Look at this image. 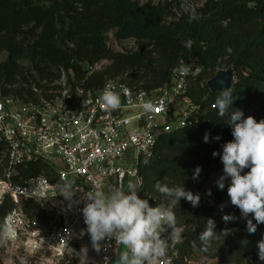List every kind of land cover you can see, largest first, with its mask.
Wrapping results in <instances>:
<instances>
[{
  "label": "trees",
  "instance_id": "trees-1",
  "mask_svg": "<svg viewBox=\"0 0 264 264\" xmlns=\"http://www.w3.org/2000/svg\"><path fill=\"white\" fill-rule=\"evenodd\" d=\"M170 6L139 5L133 0H0V54H7L0 62V92L22 96L29 93L24 87L30 85L29 80L51 83L60 68L73 70L77 82L86 88L100 87L108 78H121L130 86L151 91L169 85L181 63H195L202 72L192 80L189 95L205 114L194 126L161 135L141 173L144 191L166 203L169 198L156 189L157 182L199 194L196 207L184 198L175 205L177 226L186 227L200 215L202 222L194 235L199 238L207 220L212 219L217 233L214 239L221 238L230 224L222 217H237L241 211L228 196L231 177L225 179L223 190L209 181L216 173H224L223 146L234 139L230 113L240 110L246 118V109L254 107L250 115L257 122L264 119V0H205L192 13L167 23ZM110 33L117 40H134L138 50L113 53L107 46ZM103 60H110L111 65L86 77L84 66ZM21 62L29 63L30 68ZM228 67L236 73L231 88L234 102L229 115L221 117L215 106L220 92L211 93L201 85L218 69ZM206 133L208 142L204 141ZM213 152L218 154L213 156ZM198 166L201 172L193 179ZM249 170L245 168L241 174ZM19 175L22 179L50 177L51 172L35 163L21 169ZM12 208L5 199L0 206L1 227ZM22 209L43 223L59 221L54 212L35 203H24Z\"/></svg>",
  "mask_w": 264,
  "mask_h": 264
},
{
  "label": "built area",
  "instance_id": "built-area-1",
  "mask_svg": "<svg viewBox=\"0 0 264 264\" xmlns=\"http://www.w3.org/2000/svg\"><path fill=\"white\" fill-rule=\"evenodd\" d=\"M105 63L107 60L81 65L89 77L102 71ZM201 72L195 63H181L169 85L146 91L121 78H108L100 87L86 88L77 82L73 70L60 68L51 83L29 80L30 85H24L29 93L22 96L0 92V206L5 199L13 205L3 220V230L9 229L6 243L18 249L23 238L22 256H45L49 264L64 262L73 248L83 254L86 251L77 264H112L116 241L106 238L99 251L93 247L81 211L83 198L93 190L107 194L121 187L127 191L132 182L138 196L150 206H170L144 191L141 169L152 158L161 135L194 126L204 116L202 107L189 95L192 80ZM106 86L119 93L118 110L106 112L97 103ZM146 103L151 110L144 109ZM35 163L44 164L51 176L22 179L21 169ZM67 177H73V182L68 183ZM68 184L76 191L71 206L62 196ZM29 202L59 217L41 237L35 228L39 224L22 209ZM158 264L181 262L172 252L160 257Z\"/></svg>",
  "mask_w": 264,
  "mask_h": 264
},
{
  "label": "clouds",
  "instance_id": "clouds-1",
  "mask_svg": "<svg viewBox=\"0 0 264 264\" xmlns=\"http://www.w3.org/2000/svg\"><path fill=\"white\" fill-rule=\"evenodd\" d=\"M190 43V42H189ZM231 88H223L215 101L218 114L221 117L229 115L233 104ZM97 103L106 112L118 110L121 106V97L110 86H106L97 99ZM146 111L151 110V104L143 105ZM229 123L233 125L234 139L223 146L221 161L224 175L217 181L219 189L225 187V179L231 177L228 187V196L231 204L241 211V216L247 218L253 214L256 223L247 219V231L254 234L257 225L264 223V119L259 122L249 115L243 118V112L235 110L229 115ZM215 139L219 140L217 136ZM206 133L204 141L208 142ZM218 153L213 152V156ZM245 168L250 170L241 174ZM201 172L198 166L193 179H197ZM156 189L169 198V207L158 205L150 206L147 199L138 196L137 185L130 182L127 191L121 187L110 189L105 194L98 190L88 191L83 198L82 208L87 233L91 237L93 247L99 251L101 242L106 238L115 239L117 246L123 244L124 251L119 255L118 264H158L164 256L171 242L175 244L182 239L183 228L177 226L176 215L173 210L181 198L190 202L193 207L199 205L200 195L186 191L184 187H169L157 182ZM211 195V190L208 191ZM76 191L68 184L62 190V196L71 203ZM223 210L224 205H221ZM224 222L235 220L232 215H224ZM171 231L165 237L163 234ZM215 222L208 219L205 229L199 235L201 250L207 251L216 236ZM9 229L0 233V238H7ZM83 235V232L81 233ZM196 246L195 241L193 247ZM258 256L264 261V238L258 242Z\"/></svg>",
  "mask_w": 264,
  "mask_h": 264
},
{
  "label": "rangeland",
  "instance_id": "rangeland-1",
  "mask_svg": "<svg viewBox=\"0 0 264 264\" xmlns=\"http://www.w3.org/2000/svg\"><path fill=\"white\" fill-rule=\"evenodd\" d=\"M139 5H144L151 2L154 5H171L169 11L171 17L167 19V23L172 22L182 15L192 13L194 10L200 7L205 0H133ZM182 3L181 9L177 8V5ZM107 46L116 54L132 53L138 50L137 43L132 40H117L113 33L108 36ZM7 59L6 53L0 54V62ZM25 67L30 68V64L27 62H21ZM111 65V61L107 60L101 69H105ZM255 111L254 107L246 109L245 116H249ZM247 114V115H246ZM223 172L216 173L209 181V184L216 183ZM73 177H67V182H73ZM236 217V216H235ZM30 220H34L39 224V227H35L38 230L39 236H43L51 228V222L43 223L28 215ZM247 219H252L253 223H256L253 214H249L247 218L241 215L237 216L235 220L230 221L228 230L221 238L213 239L211 247L207 251L201 250V242L197 235L201 224V216L198 215L196 219L186 227L183 228L182 239L175 244L169 243L166 253H175L180 259L181 264H264V261L259 259L258 256V242L264 238V223H261L260 229L254 234H250L247 231ZM3 232V228L0 224V233ZM194 238V239H193ZM21 239V238H20ZM22 240H24L22 238ZM19 242L16 246L18 249L10 247L6 243L5 238H0V264H49L46 262V257L33 258L32 255L26 254L22 256L21 244ZM195 241L196 246L193 247ZM17 253V257L15 256ZM86 255L79 251L77 248H73L64 262L56 264H77L81 261L83 256Z\"/></svg>",
  "mask_w": 264,
  "mask_h": 264
},
{
  "label": "water",
  "instance_id": "water-1",
  "mask_svg": "<svg viewBox=\"0 0 264 264\" xmlns=\"http://www.w3.org/2000/svg\"><path fill=\"white\" fill-rule=\"evenodd\" d=\"M236 82V73L232 67L218 69L215 75L208 80L207 87L211 93H218L223 88H232ZM125 246L119 245L117 248L116 258L112 260V264H118L119 255L124 251Z\"/></svg>",
  "mask_w": 264,
  "mask_h": 264
}]
</instances>
